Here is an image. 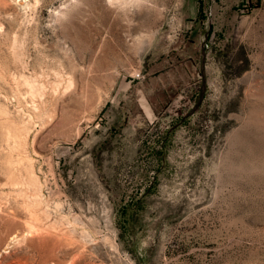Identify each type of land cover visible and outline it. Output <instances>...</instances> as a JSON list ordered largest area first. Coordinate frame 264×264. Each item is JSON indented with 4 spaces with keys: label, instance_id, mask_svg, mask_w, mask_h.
I'll list each match as a JSON object with an SVG mask.
<instances>
[{
    "label": "rangeland",
    "instance_id": "obj_1",
    "mask_svg": "<svg viewBox=\"0 0 264 264\" xmlns=\"http://www.w3.org/2000/svg\"><path fill=\"white\" fill-rule=\"evenodd\" d=\"M112 1L0 0V264H264V0Z\"/></svg>",
    "mask_w": 264,
    "mask_h": 264
},
{
    "label": "bare ground",
    "instance_id": "obj_2",
    "mask_svg": "<svg viewBox=\"0 0 264 264\" xmlns=\"http://www.w3.org/2000/svg\"><path fill=\"white\" fill-rule=\"evenodd\" d=\"M112 2H114V0ZM24 77H25V80H26L27 83L32 84L33 81L30 78H28L26 76H24ZM33 91L37 92L36 88H33Z\"/></svg>",
    "mask_w": 264,
    "mask_h": 264
}]
</instances>
